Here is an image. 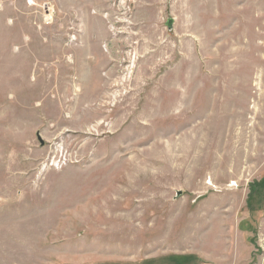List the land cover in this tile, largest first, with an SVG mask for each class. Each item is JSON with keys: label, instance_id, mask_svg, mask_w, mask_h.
<instances>
[{"label": "rangeland", "instance_id": "1", "mask_svg": "<svg viewBox=\"0 0 264 264\" xmlns=\"http://www.w3.org/2000/svg\"><path fill=\"white\" fill-rule=\"evenodd\" d=\"M0 264H264V0H0Z\"/></svg>", "mask_w": 264, "mask_h": 264}, {"label": "bare ground", "instance_id": "2", "mask_svg": "<svg viewBox=\"0 0 264 264\" xmlns=\"http://www.w3.org/2000/svg\"><path fill=\"white\" fill-rule=\"evenodd\" d=\"M128 41H129V40H128ZM126 44H127V43H126ZM89 49H90V48H89ZM110 50H111V49H110ZM90 51H91V50H89V53H90ZM98 52H99V51H98ZM112 52H113V51H112ZM113 53H114V52H113ZM121 53H122V52H121ZM101 54H102V53H101ZM101 54H100V55H101ZM116 54H117V53H116ZM104 55H105V54H104ZM104 55H103V56H104ZM112 55H113V54H112ZM120 55H121V54H120ZM114 56H115V55H114ZM116 56H117V55H116ZM96 57H99V56H96ZM108 57H109V56H108ZM119 57H120V56H119ZM99 58H100V57H99ZM102 58H103V57H102ZM111 58H112V57H111ZM115 58H116V57H115ZM117 58H118V57H117ZM107 60H108V59H107ZM110 61H111V59H110ZM98 63H99V62H98ZM97 66H99V65H96L95 67H97ZM95 67H94V68H95ZM92 70H93V69H92ZM97 70H100V69H97ZM111 70H113V69H111ZM109 72H111V71H109ZM111 74H112V73H111ZM113 74H114V73H113ZM109 76H110V75H109ZM110 78H111V76H110ZM230 150H232V151L235 150V152L238 154V152H239L241 149H240L239 146H237V147H232Z\"/></svg>", "mask_w": 264, "mask_h": 264}, {"label": "water", "instance_id": "3", "mask_svg": "<svg viewBox=\"0 0 264 264\" xmlns=\"http://www.w3.org/2000/svg\"><path fill=\"white\" fill-rule=\"evenodd\" d=\"M38 140L40 141V144L42 145V142H41V140L39 139V137H38Z\"/></svg>", "mask_w": 264, "mask_h": 264}]
</instances>
